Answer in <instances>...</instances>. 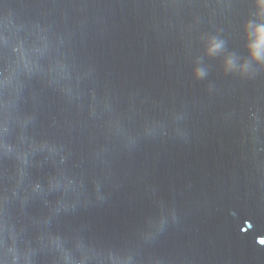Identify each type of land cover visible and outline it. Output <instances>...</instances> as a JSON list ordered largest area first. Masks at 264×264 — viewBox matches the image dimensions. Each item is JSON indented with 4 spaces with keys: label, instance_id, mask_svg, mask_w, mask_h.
Here are the masks:
<instances>
[{
    "label": "water",
    "instance_id": "95a60500",
    "mask_svg": "<svg viewBox=\"0 0 264 264\" xmlns=\"http://www.w3.org/2000/svg\"><path fill=\"white\" fill-rule=\"evenodd\" d=\"M262 25L258 0H0V264H264Z\"/></svg>",
    "mask_w": 264,
    "mask_h": 264
},
{
    "label": "clouds",
    "instance_id": "9594fccd",
    "mask_svg": "<svg viewBox=\"0 0 264 264\" xmlns=\"http://www.w3.org/2000/svg\"><path fill=\"white\" fill-rule=\"evenodd\" d=\"M258 3L261 6V8L264 9V0H258ZM258 31L261 33H264V25L260 26L258 28ZM255 46H256L255 43H252L249 45L250 55L254 60H261V57H260V55H258ZM215 47H218V45Z\"/></svg>",
    "mask_w": 264,
    "mask_h": 264
},
{
    "label": "snow or ice",
    "instance_id": "6c2138e0",
    "mask_svg": "<svg viewBox=\"0 0 264 264\" xmlns=\"http://www.w3.org/2000/svg\"><path fill=\"white\" fill-rule=\"evenodd\" d=\"M255 47H257V46H255ZM257 53H258V55H260L261 60H264V55H262V53L261 52H258V51H257Z\"/></svg>",
    "mask_w": 264,
    "mask_h": 264
}]
</instances>
